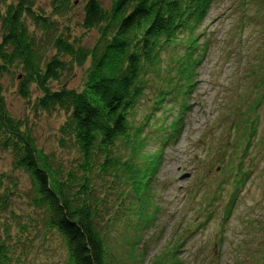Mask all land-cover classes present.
<instances>
[{
	"label": "trees",
	"instance_id": "trees-1",
	"mask_svg": "<svg viewBox=\"0 0 264 264\" xmlns=\"http://www.w3.org/2000/svg\"><path fill=\"white\" fill-rule=\"evenodd\" d=\"M9 1L0 0V78L20 68L18 93L24 99L31 97L33 84L41 92L34 101L36 109L66 112L58 144L73 151L74 158L67 164L36 145L29 124L7 111L0 83V147L12 157L10 170L0 172V211L10 214L12 221L0 223V264H20L13 246L24 239L13 235L32 225L40 229L43 240L60 241L65 264H117L112 240L120 221L138 219L146 225L157 217L151 207L152 180L166 142L176 140L181 130L196 69L207 49V43L198 42L197 30L212 0H111L109 7L101 0H86L82 26L99 31L91 46L71 37L68 27L60 29L56 19L34 7L33 0H16L4 10ZM75 1L51 0L52 15L71 11ZM26 17L33 19V28ZM254 59L261 62L251 70L259 90L242 111L243 126L234 125L242 138L236 142L241 149L218 160V185L206 197L210 204L222 201L228 185L226 208L251 179L264 151V138L251 149L259 118L252 113L264 97V42ZM88 60L82 89L52 87V81L66 83L75 67ZM147 91L154 92V108H166V100L170 109L179 108L171 123L165 117L159 122L156 116L148 125L155 110L136 119L135 107L142 97L148 98ZM147 125L153 131L158 127L167 131L157 136L161 146L155 151L145 149L153 138L145 132ZM18 171L30 179L24 190ZM15 194L25 200L30 214L12 207ZM249 221L263 226L260 220ZM136 242L129 241L133 252ZM178 248L170 246L151 264H180Z\"/></svg>",
	"mask_w": 264,
	"mask_h": 264
},
{
	"label": "rangeland",
	"instance_id": "rangeland-1",
	"mask_svg": "<svg viewBox=\"0 0 264 264\" xmlns=\"http://www.w3.org/2000/svg\"><path fill=\"white\" fill-rule=\"evenodd\" d=\"M33 1L40 13L56 19L60 29L68 27L71 37H80L83 45L91 46L97 41L98 29L82 26L86 0H76L72 10L61 16L52 15L51 0ZM110 1L101 0L105 7L110 6ZM12 2L16 0L3 4L4 10L5 5ZM26 18L29 27L33 28V19ZM197 31L201 33L198 42L203 46L207 43V49L196 69L197 81L182 115L180 133L176 140L166 142L162 163L152 180L151 207L157 210V217L146 225L138 219H132L130 223L127 218L120 221L112 240L117 264H151L172 245L179 247L175 255L180 264H264V148L256 160L251 179L228 208V185L220 203L210 204L206 198L218 185L217 171L221 170L218 160L227 159L233 150L241 149L236 142L242 138L234 125L240 122L243 126L242 111L248 109L250 100L259 90L255 87L258 77L251 70L261 64L254 56L264 42V4L257 0H212ZM89 64L90 60L75 67L66 83V80L52 81V87L56 89L65 84L76 90L82 89ZM22 73L20 68H15L14 72L0 78L7 111L29 124L36 145L59 160L64 158L69 164L74 152L58 144L59 128L66 119V112L36 109L34 101L41 92L33 84L31 97L24 99L18 93ZM153 93L147 91L148 98L142 97V102L135 107L136 119L141 120L148 111L155 110L148 125L153 124L156 116L159 122L165 117L166 123H171L179 108L170 109L168 100L163 103L166 108H154ZM261 100L262 104L252 113L259 118L258 137L252 142L251 149L264 138L261 135L264 133V97ZM148 125L145 132L153 138L149 139L145 149L155 151L161 146L157 136H164L167 131L160 127L153 131ZM11 160V155L0 147V172L10 170ZM17 173L21 178L20 188L29 187V177L22 171ZM23 200L15 194L12 207L30 214L32 210ZM254 219L260 220L263 226L248 224ZM5 220L12 222L10 214L0 211V223ZM13 236L24 239L23 243L13 246L14 253L20 255V264H65L66 251L60 241L57 238L43 240L37 226L32 225L27 232ZM136 239V251L133 252L129 241Z\"/></svg>",
	"mask_w": 264,
	"mask_h": 264
}]
</instances>
